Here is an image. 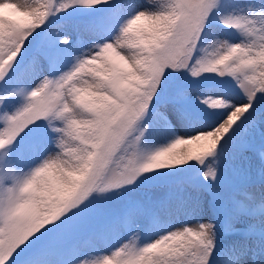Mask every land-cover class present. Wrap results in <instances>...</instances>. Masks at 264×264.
<instances>
[{"label":"snow or ice","instance_id":"obj_1","mask_svg":"<svg viewBox=\"0 0 264 264\" xmlns=\"http://www.w3.org/2000/svg\"><path fill=\"white\" fill-rule=\"evenodd\" d=\"M0 264H264V0H0Z\"/></svg>","mask_w":264,"mask_h":264},{"label":"trees","instance_id":"obj_2","mask_svg":"<svg viewBox=\"0 0 264 264\" xmlns=\"http://www.w3.org/2000/svg\"><path fill=\"white\" fill-rule=\"evenodd\" d=\"M180 147H183V146H180ZM244 159H246V158H244ZM246 160H248V159H246ZM256 166H258V162H257ZM246 189H248L249 192H254L257 196L260 194V186L258 183L255 185H247Z\"/></svg>","mask_w":264,"mask_h":264},{"label":"rangeland","instance_id":"obj_3","mask_svg":"<svg viewBox=\"0 0 264 264\" xmlns=\"http://www.w3.org/2000/svg\"><path fill=\"white\" fill-rule=\"evenodd\" d=\"M239 166L241 167H248L249 166V160H246L244 158H241V160L239 161ZM256 170L258 172V166H256ZM248 191V189H246ZM249 192V191H248ZM250 193H253L255 194L254 192H250ZM256 195V194H255Z\"/></svg>","mask_w":264,"mask_h":264}]
</instances>
